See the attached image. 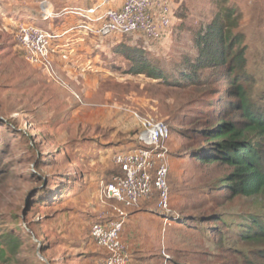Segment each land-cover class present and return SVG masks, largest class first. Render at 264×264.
<instances>
[{
  "label": "rangeland",
  "instance_id": "obj_1",
  "mask_svg": "<svg viewBox=\"0 0 264 264\" xmlns=\"http://www.w3.org/2000/svg\"><path fill=\"white\" fill-rule=\"evenodd\" d=\"M166 2L174 23L160 40L75 30L69 37L74 47L64 50L74 54L80 41L94 36L80 52L89 62L72 71L77 59L52 53V76L25 58L17 32L20 24H33L57 33L58 16L43 19L44 0H0V264H98L102 249L90 241L89 227L114 214V206L122 208L102 195L100 182L118 172L116 154L140 146L145 120L170 129V221L158 222L157 242L164 238L159 251L166 264H264V243L246 238L253 220L264 215V195L229 193L222 179L232 168L209 166L195 151L205 145L198 131L217 115L226 117L227 102L219 99L229 83L173 82L174 70H186L196 57L197 31L219 5H230L240 15L236 31L245 35L248 94L264 105V0ZM138 51L164 69L167 80L131 71ZM152 198L147 206L160 221L156 194Z\"/></svg>",
  "mask_w": 264,
  "mask_h": 264
},
{
  "label": "built area",
  "instance_id": "obj_2",
  "mask_svg": "<svg viewBox=\"0 0 264 264\" xmlns=\"http://www.w3.org/2000/svg\"><path fill=\"white\" fill-rule=\"evenodd\" d=\"M104 2L100 1L88 8L67 9V12L81 18L82 23L58 34L33 24H20L17 39L25 58L46 67L52 71L53 76L52 53L66 58L70 52L65 51L64 46L72 47L70 42L63 43L62 40L66 34H74L75 30H83L85 35L93 33L99 38L112 34L133 35L153 42L160 40L164 33H170L172 29L174 14L166 0H123L119 8H106ZM142 129L140 146L116 154L114 162L118 172L100 182L102 195L117 201L122 207L114 206L112 216L98 219L89 227L91 241L104 254L100 264L130 263L128 245L121 238L126 208L135 207L156 194L157 211L162 215L163 225L166 226L170 221L167 146L170 129L165 122L154 120L143 121ZM163 264H166V260Z\"/></svg>",
  "mask_w": 264,
  "mask_h": 264
},
{
  "label": "trees",
  "instance_id": "obj_3",
  "mask_svg": "<svg viewBox=\"0 0 264 264\" xmlns=\"http://www.w3.org/2000/svg\"><path fill=\"white\" fill-rule=\"evenodd\" d=\"M221 5L215 17L197 31L193 40L196 57L186 61V70L180 67L174 70L178 77H174L173 82L197 87L205 84L208 78L228 81L227 94L219 99L222 103L227 102L223 110L226 117L217 115L213 123H207L198 131L205 145L195 150L196 155L209 166L232 168L222 179L229 193L235 196L264 195V105L248 94L246 83L252 82V76L247 70L245 35L236 31L240 15L233 6ZM138 52L141 58L133 59L131 71L167 80L164 69L151 62L149 57H142V51ZM206 70L209 71L204 75ZM228 112L239 117H228ZM251 224L253 228L249 227L246 238L264 243V215H258ZM16 240L10 235L5 239L13 248L18 246ZM1 253L5 254V249Z\"/></svg>",
  "mask_w": 264,
  "mask_h": 264
},
{
  "label": "crops",
  "instance_id": "obj_4",
  "mask_svg": "<svg viewBox=\"0 0 264 264\" xmlns=\"http://www.w3.org/2000/svg\"><path fill=\"white\" fill-rule=\"evenodd\" d=\"M100 1H105L103 6L106 8H119L123 2V0H44L43 7H50L51 15L56 14L58 16L56 17L58 18L57 21L59 23L58 28H60V31L63 32L68 30L70 27L81 23V18L72 13L67 12V9L76 7L88 8L93 6L94 4H97ZM31 14L30 18L35 16V14ZM48 17H43V19H47ZM38 20H41L39 15ZM52 31L56 32L55 30ZM73 35V33L66 34L63 38L64 40H62L63 43L70 42L69 37L72 38ZM95 39L96 38L94 36H88L83 41H80V44L76 45L77 51L74 54H72L73 50L71 51V54H69L68 57L71 58L72 62L77 59L75 60L77 62L72 63V71L74 69L75 71L78 70L77 68H83L84 66H86V63L89 62L87 58L80 52L83 53L84 51L85 47L83 48V45H93L96 42ZM73 44L74 43L70 42L71 47H74ZM153 200L154 198L141 201V204L139 206L128 209V212L126 214L125 224L121 233V238L128 245L129 248L131 258L129 264H163V262L166 260L163 255H160L159 251L160 248H162L164 238H161V247H158L157 243L158 239H160V234L158 238V222H161L160 224L162 225V219L159 218L160 221H158L157 217H155V209L147 206V203H150ZM110 216H112V214H110ZM101 218H105V216L98 217V219ZM99 254L100 255H98L96 261L98 264L101 263L104 256L102 250H100Z\"/></svg>",
  "mask_w": 264,
  "mask_h": 264
},
{
  "label": "bare ground",
  "instance_id": "obj_5",
  "mask_svg": "<svg viewBox=\"0 0 264 264\" xmlns=\"http://www.w3.org/2000/svg\"><path fill=\"white\" fill-rule=\"evenodd\" d=\"M50 11H51L50 7H48V6L45 7L44 8V16L51 15V12Z\"/></svg>",
  "mask_w": 264,
  "mask_h": 264
}]
</instances>
